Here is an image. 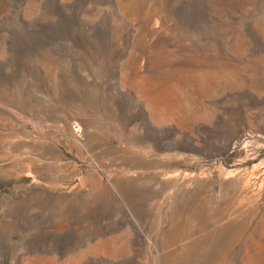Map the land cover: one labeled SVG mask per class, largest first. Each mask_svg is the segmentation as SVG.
I'll return each instance as SVG.
<instances>
[{
    "label": "rangeland",
    "instance_id": "obj_1",
    "mask_svg": "<svg viewBox=\"0 0 264 264\" xmlns=\"http://www.w3.org/2000/svg\"><path fill=\"white\" fill-rule=\"evenodd\" d=\"M0 264H264V0H0Z\"/></svg>",
    "mask_w": 264,
    "mask_h": 264
}]
</instances>
